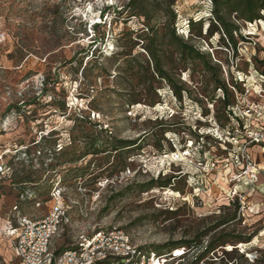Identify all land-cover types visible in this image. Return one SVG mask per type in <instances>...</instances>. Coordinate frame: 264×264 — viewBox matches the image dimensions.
Listing matches in <instances>:
<instances>
[{
  "label": "rangeland",
  "instance_id": "rangeland-1",
  "mask_svg": "<svg viewBox=\"0 0 264 264\" xmlns=\"http://www.w3.org/2000/svg\"><path fill=\"white\" fill-rule=\"evenodd\" d=\"M129 1L0 0V264H22L9 235L17 216L41 219L57 202L68 221L54 252L119 228L171 264H264V186L239 184L245 197L233 196L241 169L217 143L225 123L218 82L235 105L264 100V10L253 22L226 10L234 44L212 0H153L163 9L151 25L172 26V9L177 34L216 66L213 76L199 60L174 59L180 101L166 81L144 82L146 19L130 16ZM116 140L137 144L115 151ZM234 202L236 218L220 223ZM221 238L229 242L197 259ZM180 241L194 245L173 246Z\"/></svg>",
  "mask_w": 264,
  "mask_h": 264
},
{
  "label": "built area",
  "instance_id": "built-area-1",
  "mask_svg": "<svg viewBox=\"0 0 264 264\" xmlns=\"http://www.w3.org/2000/svg\"><path fill=\"white\" fill-rule=\"evenodd\" d=\"M264 85V74H260ZM264 97V88L262 89ZM260 93V92H259ZM231 125L217 128L220 131L218 145L228 152L227 160L233 155V162L240 167L241 174L233 175L230 182L234 185L232 195L240 200L245 197L238 190L245 184L251 190L264 186V100L229 107ZM234 143H237L236 147ZM257 145L263 153L254 156ZM235 147L237 149H235ZM252 151V152H251ZM186 153V151H184ZM256 155V154H255ZM259 155V156H258ZM215 159L213 166L219 164ZM223 163V161H222ZM3 168L0 167V170ZM232 196V197H233ZM241 201V200H240ZM68 221L65 207L57 202L50 213L38 220L19 215L16 224L10 226L9 235L14 250L22 264H171L170 255L155 250L141 249L134 244L130 235L123 229L99 230L92 235L82 236L79 242L55 254L52 240L59 233L63 223ZM177 257L180 255L175 254ZM173 257V258H174Z\"/></svg>",
  "mask_w": 264,
  "mask_h": 264
},
{
  "label": "trees",
  "instance_id": "trees-1",
  "mask_svg": "<svg viewBox=\"0 0 264 264\" xmlns=\"http://www.w3.org/2000/svg\"><path fill=\"white\" fill-rule=\"evenodd\" d=\"M175 0H169V4L172 5ZM214 3V19L216 23L223 27V34L229 42L234 41V34L233 31L236 29L235 26L230 24L226 17V10L230 9V11L236 12L240 19H244L249 22H253L254 20L261 19L263 16L261 15V11L264 10V0H212ZM153 4V5H152ZM131 11L130 16H142L146 19V27L147 33L140 34L139 37L145 35L144 49L149 56L146 68L150 71V74L146 76V80L144 82L149 81L148 83L152 86L154 81H166L168 85L172 88L173 92L175 93L176 97L182 101L183 99V90L184 87L177 84L174 80L172 75V67H173V60L177 59L178 61H188V60H199L203 63L206 71L212 72V75L215 76L214 70L215 65L212 63V59L209 53L203 52L200 49L196 48L193 44L189 43L185 40L182 36L177 34L176 28L174 24L176 23V13L170 9L169 15L172 17L171 22L172 26L166 27L164 25L163 31H161L162 27H155L151 25V20L153 19V11L156 9L162 10L163 8L157 6V3L153 0H130L126 6ZM101 23L96 24L100 25ZM145 32V31H143ZM142 32V33H143ZM201 32H199V36ZM142 38V37H141ZM173 46L175 47L176 51L174 54L167 53L166 47ZM175 57V58H174ZM264 74V68L261 70ZM139 76V75H138ZM139 78L142 79L140 76ZM145 78V77H144ZM140 79V80H141ZM219 88L223 91V105H224V120L225 123L222 124L223 128H226L228 125H231V110L229 109L230 106L234 105V101L231 100V94L228 86L223 82H218ZM157 94V90H155ZM214 98H211V100ZM138 100H132V104L138 103ZM152 105L156 103V101H151ZM63 107H65L63 105ZM207 111V110H206ZM221 118V116H219ZM218 119V118H217ZM81 120V119H79ZM103 130V128H101ZM53 134V133H52ZM42 138H46L45 136ZM76 141V138H73ZM137 144L136 140H116L114 144V150L118 151L123 148H127ZM98 146L95 145L92 147L90 151L86 154L94 153L93 151L98 149ZM221 152L226 151L220 147ZM159 186H167L170 183V179L165 182H151L147 186L154 187L157 184ZM239 208V202H234V212L232 213L231 217H226L221 220L220 223H227L232 221L236 218L237 210ZM236 239L241 242L243 241L242 236H237ZM249 239V238H246ZM229 240L221 238L219 241L212 240L204 249V252L198 255L197 259H201L206 253L210 252L214 247L218 245H223V243H227ZM194 245L193 241H180L173 244L174 247H190ZM196 247V246H195ZM70 247L64 248L61 247L55 251V254H59L64 250Z\"/></svg>",
  "mask_w": 264,
  "mask_h": 264
},
{
  "label": "bare ground",
  "instance_id": "bare-ground-1",
  "mask_svg": "<svg viewBox=\"0 0 264 264\" xmlns=\"http://www.w3.org/2000/svg\"><path fill=\"white\" fill-rule=\"evenodd\" d=\"M175 154V153H174Z\"/></svg>",
  "mask_w": 264,
  "mask_h": 264
}]
</instances>
